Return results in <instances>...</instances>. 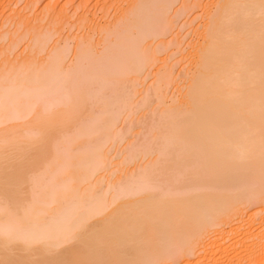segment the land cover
<instances>
[{
	"label": "bare ground",
	"instance_id": "bare-ground-1",
	"mask_svg": "<svg viewBox=\"0 0 264 264\" xmlns=\"http://www.w3.org/2000/svg\"><path fill=\"white\" fill-rule=\"evenodd\" d=\"M176 2L178 0H135L129 4V11L124 9L127 12L124 13L125 16L119 15L122 16L120 19L123 23L131 18L128 26L134 33L122 36L118 41V37L115 38L117 44L112 40L116 46L106 42L112 37H106L101 54L99 57V52L95 55L98 58L94 59L95 62L88 71L83 70V66L85 62L90 66V55L95 50L90 53L86 50L78 51L75 54L76 60L70 67L65 65L63 59L67 53L61 57L55 51L39 75H27L19 80L0 76V126L6 125L1 128V142L9 138L11 143L15 142L14 146L18 143L15 139L18 137L21 140L30 137L31 142L28 141L32 144H35L33 141L38 144L41 140L39 145L43 146L40 149L45 147L41 151L44 154L48 144L50 146L52 142H49L51 138L48 141L41 138L43 135L40 134V128H37L38 124L48 123L42 125L44 129L50 123L64 127L59 138L54 135L55 142L61 140L59 143L62 142V148L58 151L51 149L49 156L48 152L45 154L48 160L45 159L44 163L49 161L48 164L41 163L42 168L49 166L45 168V176L36 172L32 174L29 166L33 164L26 162L28 160L25 158L18 161L21 160L22 163L23 159L25 163H30L27 167L29 170L26 169L32 174L29 178L25 174V163V167L21 166L13 171L7 167L6 159L3 158V163L0 158L2 167L12 171L2 173L0 170L1 182L5 180L7 184H18L20 187L24 181L21 179L22 182H19L18 175L21 178L27 175L25 182L30 186V199L25 202V207L20 209L16 206L21 203L19 201H14L17 204L5 201L6 207L0 212V264H162L163 261L173 262L191 255L196 246L206 243L209 233H217L216 240L219 242L215 244L216 248L212 246V249L215 248L214 253L208 250L205 252V245L203 250L198 246V250L207 254L200 257L199 262L202 259L207 264H215L216 261H219L216 264H264V0H219L216 4L214 12L208 17L209 26L205 36L203 35L204 41L199 44V51L196 52L198 56L195 74L192 82L190 81L192 90L189 109L185 114L180 109L182 117L179 108L178 113L176 110L171 113L178 116H171L172 125L163 129L164 140H161L164 145L157 152L158 158L155 157L156 166L151 165L153 169L141 166V170L138 168L139 170L125 176L114 189L105 194L90 184V180L101 169L99 156L103 139L98 142V136L104 130L116 127L126 105L121 96L107 98L108 95H105L104 98V90L99 91L101 87L98 91L102 94H99L93 88L92 91L88 84H91L90 87L96 83L102 87L109 82L118 84L123 77L137 72L141 63L136 62V59H140L138 57L142 54L145 30L155 28L157 24L155 31L150 34L156 36L157 31L163 27L164 17ZM120 22L122 21L118 23ZM119 28L113 30L118 32ZM112 35L114 34L109 36ZM109 84L113 86L112 83ZM108 92L109 90L106 94ZM48 94L53 95L50 98ZM46 95L48 102L44 99ZM93 99L95 105L98 104L102 110L97 113L92 110L82 113L87 101ZM41 103L45 106H42L44 108L38 117L36 112ZM92 104L91 107L94 106ZM176 117L181 118L176 120ZM69 125L70 131L66 129ZM34 127L37 130L32 135L30 131ZM57 128L60 131L61 128ZM47 130L45 132L48 133ZM21 131L25 132L24 139ZM59 131L57 129L58 134ZM38 133L42 136L39 137ZM35 135L40 138L39 141L34 140L36 137L32 136ZM31 138H34L33 141ZM76 139H80L79 142ZM75 140L80 144V147L76 145L79 151L69 158L73 149L69 151L70 147L67 146ZM24 144L30 146L29 143ZM19 146L21 147L20 144ZM25 153L22 152L23 157L31 159L32 153L31 156H28L29 152L27 156ZM36 157L38 159L34 158L33 161L38 162V166L39 160L43 161V158L39 159L38 155ZM157 164L161 165L157 167ZM187 173H193V177L196 174L198 184L195 185L196 182L193 181L195 186L192 182L187 185L194 193H175L180 190L178 185L181 182L180 179L178 182L177 175ZM39 174H42L41 177H38ZM247 176L257 178L258 182L253 181L254 186H250L253 182L246 184L250 180L244 179ZM172 178L178 182V185L172 187L174 191L161 195L156 190L159 197L147 191L155 188L158 182L162 183V187L165 184L170 186ZM227 178L232 181L229 183ZM2 187L9 189L12 186L4 184ZM18 189L14 190L21 191ZM167 190H171L170 187ZM110 193L112 194L109 195ZM1 197L7 200L4 196ZM15 197L13 199H17ZM252 205H260L262 212L261 220L257 223L258 229L255 226V230L259 231L255 234L252 230L256 224H251V213L243 218L246 207L250 210ZM240 222L241 226H246L244 229L239 226ZM225 226L229 230L224 235L221 228L224 229ZM227 234L242 235L241 239L245 242L241 239L234 242L233 239V243L230 241L231 244L226 247L224 240ZM15 247L25 253L12 254L11 250ZM230 248H236L237 251H233V257L231 254L232 258L228 259L227 251ZM101 252H108L107 255L111 252L113 262L103 260L106 255ZM111 255L106 258L111 259Z\"/></svg>",
	"mask_w": 264,
	"mask_h": 264
},
{
	"label": "rangeland",
	"instance_id": "rangeland-1",
	"mask_svg": "<svg viewBox=\"0 0 264 264\" xmlns=\"http://www.w3.org/2000/svg\"><path fill=\"white\" fill-rule=\"evenodd\" d=\"M134 1L132 0H0V76H5L6 78H16L17 80H19L21 78L26 77L27 75H39L40 72L44 69V67L47 66L49 59L51 58V56L54 54L55 51L59 52L61 54V57L63 54H65L66 56V53H67V56L66 57L63 56V59H65L64 60L65 65L67 67H70L75 62L76 60L75 54L78 51L86 50L88 53H90L92 50H95V51H92L90 55L91 60H92L90 63V66L87 62H85L83 66V70L88 71L89 67L92 68V63L95 62L94 59H97L99 55L101 54L104 40L106 41L108 37L109 38L112 37V39L111 38L110 40L108 39L110 42L108 40L106 42H108L109 45H111L112 43L117 44L118 39H120L122 36H127L131 33L132 34L134 33L132 28L128 26L130 25L128 24V22L131 18H129L127 21L125 20L126 22L124 23L125 24L127 23V26L123 23V20L120 19V17H122L123 15L125 16V14L127 13V12L125 13L124 9H126V11H129L130 8L128 9L127 7L128 6L131 7V5L129 4H132ZM218 1L219 0H178V2H176L172 6L171 11L166 15V17H164L165 20L162 22L163 27H161L160 31L159 30L157 31L158 34L156 36H151V35H152V32L155 31V28H157V24L155 28L149 27L145 30V42H143V45H142L143 50L141 54L142 58L138 57L140 59L138 60L136 59V62L138 61L141 63V68L137 72L132 73L131 74L132 76H130L129 74L128 76L123 77V79L118 84L114 82H109V83H112L113 86L107 83V84H104V86L102 87L99 83L95 82L96 84L90 87L91 84H88V87L91 88L92 91L94 89L96 93H99V91L102 92V89H103L104 90L102 92L104 94L103 97L105 95L109 96V97L107 96V98H114L116 96H121V98L123 99L126 105L125 109L123 110L124 112L121 111V115L119 116L120 119L118 118L119 120L116 123V127H113V129H110V130L109 129L104 130L103 132H101L100 134L101 136L100 135L98 136L100 139L98 140V142H102L101 139H103V146H102L103 151L100 150V156H99V160L101 163L100 164L101 173L99 171L96 177L94 176L93 179L90 180V184L91 185L93 184L92 187L96 189L97 191H100L102 192V194H105L110 189H114V187H116L119 181L125 178V176L127 177L129 174L133 173L135 170H139V169L141 170L142 169L141 166H145V168H149V169L151 168L153 169V167L156 166V164L154 165L156 161L155 157L158 158V153L160 152V150L163 148L162 146L164 145L163 129L165 130V128L166 129L168 128V125L170 126L172 125L170 121H172L173 118L170 119L171 116L172 117H174L175 115L178 116V114H175L173 116L171 115V113H173L175 110L177 111V108H179L178 110L179 112L182 110V113L184 112L186 113L189 109L188 102L191 98V90H192L190 81L192 82V78L194 77L193 74H195L194 73V70H196L195 61L198 56L196 55V52L199 51V48H200L199 44L200 43L202 44L204 41L202 40V38H203V35L206 34V31L209 26L208 17L210 16V14L214 12L216 8V4H218ZM119 13L122 16H120ZM119 21H122L120 22V24L121 25L124 24V25L121 26L118 23ZM117 23L119 25L115 26L117 25ZM119 26H121L122 28H119ZM152 26L154 25L152 24ZM118 28L120 30V31L118 30L119 34L121 35L122 33L123 35L119 36L118 32L114 31L115 29H118ZM112 33L114 35L109 36ZM146 36L150 38H147ZM115 38H117L116 39L117 41L115 40ZM112 40H115L116 42L114 43V41ZM97 53H98V57L96 58L95 55ZM140 63L138 64L140 65ZM105 86L107 89L105 88ZM99 87H101V89ZM107 90H109L111 94L109 92L108 94H106ZM102 93H99V94H102ZM48 95L51 98L53 94H48ZM48 95H46V97L44 96V99H46ZM47 100L48 99H46L45 101ZM90 101L94 103L95 100L94 99L93 101L88 100L82 110V113L84 111L85 113H88V110L89 112L90 110H92L97 113V111H99L100 109L102 110V107L100 108L98 104L96 106L95 103L92 104ZM89 103L94 106L91 107ZM42 106H45V104L43 105L42 103L39 104L40 108L38 109L40 110L38 111L37 109L36 113L38 114V117L41 116L40 114L42 113L41 109L44 108ZM182 107H184L185 109ZM85 113H84V116H85ZM36 116L37 115H35V118H38ZM180 116L182 117L181 112H180ZM185 116H188V115L186 114ZM86 117H87V114H86ZM181 117H178V118L176 117L175 119L179 120V118ZM103 118H106V115H103ZM167 121L170 122V124ZM10 123H13V122H10ZM45 124L46 123L38 124L39 127H37V128H40V131H42L40 132V134L42 133L43 135L42 136L38 133L39 137L42 136L41 138H44L45 141H48V139L50 140L51 138V140L49 141V142H52L50 146L48 144L49 142H46L49 146V150L47 146L48 151L47 150L46 152L43 151L44 154L41 151L44 150L45 147L43 149H40L43 147V146H40L41 145L40 143H42V141L41 140L39 141L40 138L38 139L36 137L37 135L32 136V137H36L35 139L34 138H31V139L32 141L33 139L34 140L38 139L39 141L38 144L36 143L37 141L35 142L33 141V143L35 144H32L30 143L31 142L29 139L30 137L24 139L25 132L21 131V133L24 134L23 139L25 141L21 140V138L19 137L15 138L16 142H18L17 143L18 145L16 144L17 147L16 145H14L16 149L14 148V146H12L15 142L11 143L10 141L11 139L9 140V138H6L5 141H2L5 144V146H2L3 143L0 141V148H2L0 149V156H2L0 158H2L1 160L3 161V163L5 161L4 159H6V161L8 160V162L5 161V163L7 164V167L12 169L13 171L17 170V168L20 169L21 166L25 167L24 166L25 162L23 159H22V163H21V160L18 161L21 158H25L26 160H28L26 162H30L31 164H33V165H30V163H25V165H27L25 168V174H28V178L32 176L33 174L32 172H36V174L42 173L43 176H45V173L47 171V169L45 168L48 165L42 168L43 164L41 165V163L42 162L44 163V160L48 158L47 156H49L48 155L49 151L51 153V149L58 151L59 149L62 148L60 146L62 145L61 144L62 142L59 143L61 140L56 139L57 142H55L54 135H57L56 137L59 138L61 134L63 133V128H64V127H61V125L50 123L48 126H46V129H44L42 125L45 126ZM50 125H52L53 127H51ZM3 126H6V125L0 126V133H1V128ZM31 126L33 127L34 124ZM57 126L61 128L60 131H59V128H57ZM35 127L33 128L34 130L32 132L30 131L32 135L35 134V129L37 130V128ZM48 128H50L51 130L50 129H49L50 131L47 130ZM57 129L59 131V134L57 132ZM66 129L70 131L71 125L66 127ZM66 129H64V132ZM46 130L48 131V133L45 132ZM43 133H46V134H43ZM48 134L49 135L51 134L50 137H45V135L47 136ZM161 138H163V140H161ZM17 139H19V141ZM76 140L71 145L67 146V148L70 147L69 151L73 149V151L71 150L70 152L71 154L69 158H72L71 156H74L79 151L80 144L76 143ZM78 140L77 142H79ZM25 142L29 143L28 145H30L31 147L24 144ZM46 143L45 145L44 144L42 145L46 146ZM74 143L76 144L73 147ZM19 144L21 145V147L19 146ZM33 145L34 146L36 145L35 148H33ZM76 145L79 147H77ZM52 146L54 147L51 148ZM19 147L21 150L19 149ZM13 148H14V151H13ZM23 148H26L27 152L24 151L25 149L23 150ZM35 149H39L40 151L37 152V150ZM153 149L156 151H153ZM22 152L23 153L26 152L25 153L26 156L28 152H29L28 156H31L30 153H32V156H33V152H34L35 157L33 156L32 158L31 156V159H29L28 157H23ZM40 152L42 153V157H40L41 156V154H39ZM46 153H47V156L45 155ZM16 154L18 155V157ZM37 155L39 159L43 158V156L45 155V157L43 158V161L39 160L40 162L38 165L39 167L36 166L38 162L34 163L33 161L34 158H37L36 157ZM9 158H11L10 159L11 161H9ZM15 158L17 159L15 160ZM2 161L0 163L1 172L2 171L5 173L12 172L11 170L10 171L8 170L9 168L5 167L6 164H4L5 168L2 167L3 165ZM9 162H13L14 164L9 163ZM18 162L21 164L19 165ZM47 162L49 161H45L44 164L45 165L48 164ZM10 164H12V166ZM28 164L30 166H33V167L29 166V169H32V171H30L32 174L27 171L29 170L27 168ZM151 165L153 167H151ZM160 165L161 164L159 165L157 164V167H159ZM35 167L42 169L41 170L42 172H40V169L38 170V168L36 170ZM180 167L182 168V166ZM1 172L0 174L3 173ZM42 174H39L38 177H41ZM187 174H188V180H187ZM187 174H182L181 176L179 174L177 175V180L180 179L181 182L183 181L181 183L178 180V182H180L179 185H178L177 180L174 181V179L172 178V180L170 181L171 182L170 186L168 185L166 186L165 184L162 187V183L158 182V184H156L157 186L155 187L156 189L153 187L151 189H148L147 191L154 193L153 194L154 196L158 194L165 195L169 193L168 191H174L172 190V187L178 185L180 190H178L177 192L175 191V193H178L180 191L182 192V193L180 192L181 195L194 193L191 189H188L190 188V186L187 187V185L190 184V182H192L191 184L194 185L193 181L196 182L195 185L198 184V181H196V178H197L196 174L194 175V177L191 176L193 175V173H187ZM24 176H26V179ZM24 176L21 178V176L18 175V177L20 178L19 182H22L21 179H23L24 181V183L23 182L21 183L22 188L21 186L18 187V184L17 186L16 184L15 186L14 184H7L5 183V180L1 182L2 178H0L1 179L0 183H2V186L4 184H6L7 186L8 185L12 186L9 189H5L0 185L1 193L3 192L5 194L7 193V191H9L10 193V194L7 193V195H4V194L2 195L0 193L1 194L0 197L4 196L3 198L7 199V200H3L2 197L0 198L1 199L0 200V210H1L0 212H2L3 209H5L4 207H6L5 201L7 202L19 201V203L21 202L23 205L21 203L20 205V204H17V202H14L17 204L16 206H19V208L22 206L25 207L27 205L26 203L29 202V199H30V196H29L30 190L28 189L30 188V186L25 182L27 180V175H24ZM230 178H235V177L230 176ZM244 179L246 180L250 179L249 181H246V184L248 185H250L253 181L256 183L258 182L257 178L251 177V176H247V178H244ZM235 180L237 179L235 178ZM230 181L232 180H228L229 183ZM254 182L252 183L253 185L251 184L250 186H254L255 185ZM182 184L183 186H181ZM169 187L171 190H167ZM186 187L187 189H185ZM13 188L15 190L16 188L17 189L19 188L21 191H15ZM165 189L166 191H163ZM24 190L27 192H25ZM156 190L157 192L160 191V193L156 194L157 193L155 192ZM111 194L112 193H110L109 195ZM12 195L13 197H11ZM15 196L17 197V199H13ZM157 197H159V195ZM10 198L12 200H10ZM3 201H4V204H3ZM117 201L113 204V206L117 203ZM256 207L258 208L256 209ZM260 208H261L260 205L259 206L252 205L250 206V210L248 207H246L245 212L247 210L249 211H247L246 213L244 212L245 215H243V218H247V216H250V213H251L252 215V217L250 218L252 219L251 224L253 225L254 223L256 224L253 226V230H252V233L254 231V234L259 231V230L257 231L255 230L256 229L255 226L258 229L257 223L259 224L261 220L260 217H262V214H261L262 212ZM242 221L244 223L245 219ZM241 223L242 222L239 223L240 225L239 224H236V225L241 226ZM242 226H241V229H244L246 227L243 224ZM221 230L224 231L223 234L224 233L226 234V232L229 230V227L225 226V228L224 229L221 228ZM209 235L210 236H208L205 241L206 243L200 246L198 245V246L200 247L201 250L205 248L204 251L208 250L209 252L214 253L215 248H216L215 244L219 242L218 240H216L218 238L217 233H214V234L209 233ZM232 235L233 236L235 235V236L233 237ZM232 235L228 236L227 234V236H225V238L227 237L226 239L224 238L225 239L224 243L226 247H228L229 244L233 243V241L236 242V240L238 239L240 240L242 236L238 234H232ZM212 236H215V238ZM243 240L244 239H241L242 242ZM250 240H248V242H250ZM240 244L241 243H239V248L241 249ZM198 246H196V249H193L191 251L192 253L191 255L192 256L194 255L195 257H192L191 255H189V256H185L187 259L184 257L185 260L184 258H182L181 260L176 259L175 261H173L174 263L171 262L172 260L170 261L167 260L166 261L167 263H165V261L161 263L162 264H175V263L176 264H184V263L196 264L197 262V264H201L200 262H203V263L205 262L204 264H207V261H202V259L200 262L198 261V259H200V257L202 258L204 254L207 255L206 253H204V251H201L200 249L198 250L197 249L199 248ZM212 246L213 247L215 246V248L212 249L213 248ZM16 249L18 248L16 247L13 248V250H11L13 253L12 252L11 253L15 255V254L24 252V251H21L20 249L18 250ZM235 249L231 250L230 248L229 250H231L232 252L229 250L227 251L228 259H231L233 257V253L237 251V249L236 250ZM196 250L200 252L197 251L198 252L197 254ZM101 253L106 255V256L103 255L105 256L103 260H106L107 262L110 260L109 263H111V260L114 258L112 257L111 252H109L108 255H107L108 252H104V253L101 252ZM123 253L124 255H126L125 252ZM201 254L203 255L201 256ZM231 254H232V257H230ZM109 255H111L112 257L111 259L106 258ZM124 255L123 257H125ZM33 257L37 258L36 256H33ZM216 259L219 260L218 258ZM217 262L219 261H216V263Z\"/></svg>",
	"mask_w": 264,
	"mask_h": 264
}]
</instances>
